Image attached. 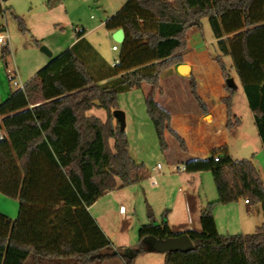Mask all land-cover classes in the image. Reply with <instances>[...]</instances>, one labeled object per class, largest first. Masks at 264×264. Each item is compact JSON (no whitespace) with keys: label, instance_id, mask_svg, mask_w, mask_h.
I'll list each match as a JSON object with an SVG mask.
<instances>
[{"label":"trees","instance_id":"16d2710c","mask_svg":"<svg viewBox=\"0 0 264 264\" xmlns=\"http://www.w3.org/2000/svg\"><path fill=\"white\" fill-rule=\"evenodd\" d=\"M6 11L0 0V15ZM14 17L28 30L21 16ZM205 18L216 39L214 60L226 81L232 75L223 57L232 58L264 144V0H128L105 20L108 30L125 32L118 62L105 77L112 79L98 83L101 79L77 51L79 42L89 44L82 38L0 104L5 133L0 140V193L19 201L15 219L0 211V264H104L113 258L134 264L152 250L145 237L182 233L195 248L166 252L165 264H264V222L252 233L221 234L214 217L217 205L242 198L252 206L260 204L264 216V180L252 159L214 152L183 161L188 173L211 171L218 194L201 212L200 231H172L165 218L155 221L147 203L150 221L139 227L137 243L115 248L88 209L118 188L119 180L126 186L149 176L145 165L131 156L125 129L113 115L121 92L149 85L145 102L161 150L170 149L171 137L188 153L186 140L170 126L171 112L156 96L162 92L164 71L183 62L189 32L202 30ZM85 32L76 28L78 37ZM9 52L3 46V57ZM189 79L193 98L207 113L195 79ZM225 89L229 96L222 102L231 130L242 120L232 111L236 88L226 84ZM94 106L107 111L106 121L86 114Z\"/></svg>","mask_w":264,"mask_h":264},{"label":"crops","instance_id":"0c3cea01","mask_svg":"<svg viewBox=\"0 0 264 264\" xmlns=\"http://www.w3.org/2000/svg\"><path fill=\"white\" fill-rule=\"evenodd\" d=\"M127 1L128 0H97L102 10V16L104 17L102 23L96 25L92 23L90 26H77V29L82 27L86 32L82 37H78L75 28V36L71 38L68 44V47H71L82 38H85L89 42L90 45H86V43L82 41L79 42L77 51L81 57L87 60L94 74L101 79L98 83H105L112 79L105 77H107L106 75L111 70L110 66H114L115 61L119 59L121 43L117 50L113 49V46L116 44L108 48L101 47L100 44H96V42L90 38V34L96 29L101 28V26H104L106 31L111 35L114 34L116 30H108L105 26V20L119 11ZM207 22L205 19L203 20L202 30H190L187 48L183 52V62L175 64L164 71L161 78L162 92L158 93L156 96L157 102L166 107L172 114L170 121L171 128L184 138L188 144L187 147L190 149L188 153H183L181 151L183 157L182 161L190 156L208 158L214 152L220 155L228 153L232 156L228 147L231 132L226 127L227 106L222 102V98L228 97L229 94L225 89L226 81L222 75V71L214 60V55L218 53V49L215 48V52H213L214 50L210 48V44L214 46L216 39L212 35V38L208 41L206 37L209 35H204L205 31L208 33ZM112 52H117V55H114ZM45 62L46 59L40 57L35 66L37 67V65H42ZM183 63L187 64L190 68V76L196 81L198 95L204 102L208 110L207 113L200 109L197 101L191 94L190 76L186 77L178 70V66ZM234 81L236 84L235 78ZM150 88L149 85H144L142 89L146 91L144 93L145 95L150 91ZM123 93L124 92H121L119 96H122ZM3 98V94L0 93V104L4 101ZM232 111L235 115L240 117L239 112L236 110L235 98H233ZM86 114L97 116L103 121H106L108 116L105 109L97 106L88 110ZM208 116L211 117L210 121L206 119ZM242 125L238 126L237 132L235 131V133L239 134V128H241ZM257 138H259L261 143L257 151H264V144L259 135ZM258 142L259 141L256 140L254 141L255 149L258 148ZM170 144L172 146V140ZM134 160L136 161L135 158ZM182 172L184 177H182V174L178 173L180 174L179 180H183L184 178L186 188L180 187L179 191H176L169 186L168 183L166 184V180H162L163 184H160V182L157 184L155 182L156 175L163 178H170L174 175V173L169 175L164 174L167 176L164 177L163 174L159 172L150 176L153 181L152 183L150 182V186L147 187L148 190L145 194L148 200L155 205V221L157 223H160L165 218L174 232H185L189 229L200 231L202 229L200 220L201 212L209 202L218 198V194H213L212 192L208 193L204 189V179L209 178L207 171L193 173H188L186 171ZM129 189L128 186H122L119 180L118 188L105 193L88 208L100 227L111 239L115 248L133 246L129 245L130 241L127 240L128 235L126 228H122L121 225L115 224L113 222L114 218L112 217L119 211H123V216L126 215L127 217L130 215L132 207L130 204H133V194H131ZM137 194H139V192L135 191L134 195ZM148 194L150 195L148 196ZM5 198L6 197H0V211L15 219L19 214V201L16 199L8 201ZM251 206L252 205L244 198L230 204L217 205L214 208V217L218 231L221 234L247 233L251 231V227L256 228L263 223L264 219H257L255 215H253L254 211ZM120 208L122 209L119 210ZM134 210L136 212V209ZM157 215L161 218H157ZM137 220L139 221L137 225L140 226L148 222V219L145 218ZM144 255L147 257H141ZM104 264H124V262L120 258H113L106 261ZM134 264H165V253L150 250L140 254L135 259Z\"/></svg>","mask_w":264,"mask_h":264},{"label":"rangeland","instance_id":"374dc122","mask_svg":"<svg viewBox=\"0 0 264 264\" xmlns=\"http://www.w3.org/2000/svg\"><path fill=\"white\" fill-rule=\"evenodd\" d=\"M3 7L7 8V11L0 15V24L6 25V32L9 35L8 41L0 44V93L3 94V100L8 97L11 90L16 89L9 77L11 71L19 81L25 84L51 58L68 48L71 38L75 36L77 26H90L92 23L94 25L101 24L104 18L97 0H4ZM14 14L25 20L28 30H22ZM205 21L207 22L208 19L205 18ZM207 23L208 33L205 31L204 35H209L206 37L209 41L212 38L213 31L209 21ZM90 38L96 44H100L101 47L105 48L114 44L119 46L120 44L114 39L113 34L111 35L106 31L104 26L93 31ZM6 45L9 47L10 52L3 57L2 48ZM43 46H46L52 52L51 56L41 50ZM210 48L215 52L216 42L214 46L210 44ZM112 53L117 55V52ZM40 57L46 59V62L36 67L35 65ZM223 58L232 77L236 79V87L238 88H236L233 98H235L236 110L243 122V125L241 123L242 127L239 128V134L235 133L238 127L230 130L229 152L236 159L253 158L264 180V151H257L261 143L257 138L258 133L253 113L248 106L240 79L232 65V58L230 56H224ZM145 92L143 89H132L125 91L122 96L118 97V109L123 110L126 117L125 132L129 142L130 154L138 163L145 165L149 174L148 178L139 183L126 185L134 196H132L133 204H130L132 206L130 215L123 216V211H119L112 216L115 224L126 228L127 240L130 241L129 245H135L138 241V227L140 225H137L139 222L137 219L142 220L145 218L148 219V222L150 221L147 214V203L152 207L156 218L155 205L148 200L145 194L150 182L153 181L150 176L161 172L164 177H167L165 175L174 173L170 178L167 177L168 179L156 175L155 182L163 184L162 180H166V184L168 183L176 191H179L180 187L186 188L184 178L179 180V175L183 172L177 170L178 166L183 165L181 149L173 138L168 137L170 146L172 140L171 148L168 152L161 150L158 135L147 112ZM206 119L210 121L211 117L209 116ZM255 140L259 141L257 149H255ZM113 143L114 141L111 140V145ZM207 173L209 178L204 179V189L208 193L215 194L217 190L213 174L211 171H207ZM182 177H184L183 174ZM135 191L139 194L134 195ZM0 197L6 196L0 193ZM5 199L8 201L14 200L9 197ZM251 207H253V215L257 219L263 220L261 205L256 204ZM133 208L136 209V212ZM157 218L161 217L157 215ZM250 230L247 233L255 232L256 228L251 227Z\"/></svg>","mask_w":264,"mask_h":264},{"label":"water","instance_id":"95a60500","mask_svg":"<svg viewBox=\"0 0 264 264\" xmlns=\"http://www.w3.org/2000/svg\"><path fill=\"white\" fill-rule=\"evenodd\" d=\"M113 36L117 42L122 43L125 39L124 29L120 28L116 30ZM41 50L49 56L52 55V52L46 46H43ZM178 70L182 75L186 77L190 76V68L187 64L184 63L180 64L178 66ZM226 84L236 88V84L233 77L228 78L226 80ZM113 115L116 118V120L119 122L121 129H125L126 117L124 111L121 109H115L113 111ZM145 241L152 250L163 253L170 251L187 252L195 248L194 243L192 242L190 236L187 233H182L181 235L174 237H167L165 239L157 238L154 236H147L145 237Z\"/></svg>","mask_w":264,"mask_h":264},{"label":"built area","instance_id":"2783aa9c","mask_svg":"<svg viewBox=\"0 0 264 264\" xmlns=\"http://www.w3.org/2000/svg\"><path fill=\"white\" fill-rule=\"evenodd\" d=\"M1 5L3 6V1L1 0ZM8 33L6 32V25L4 24H0V44H4L8 41ZM113 49L117 50L118 49V45H114ZM118 62V60L115 61L114 65ZM12 74V75H10ZM9 74L10 80H12L13 82V86L16 89H23L24 88V83H22L21 81H19L16 78V75L13 74V72L11 71ZM1 120V117H0ZM5 137V133L0 129V140H3ZM215 160H219V157L216 156ZM160 167V165H159ZM178 171H185V165H180L177 168ZM246 201L248 202V200L246 199Z\"/></svg>","mask_w":264,"mask_h":264}]
</instances>
